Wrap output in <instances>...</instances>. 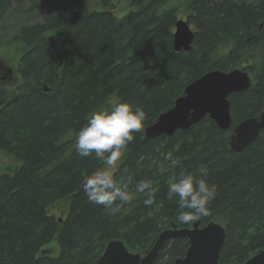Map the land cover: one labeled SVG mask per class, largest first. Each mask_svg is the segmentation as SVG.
<instances>
[{
    "label": "trees",
    "instance_id": "trees-1",
    "mask_svg": "<svg viewBox=\"0 0 264 264\" xmlns=\"http://www.w3.org/2000/svg\"><path fill=\"white\" fill-rule=\"evenodd\" d=\"M24 1L2 0L0 20ZM31 1L36 8L37 0ZM170 1L134 0L136 10L123 17L113 14L108 0L97 12L58 6L12 38L27 51L17 68L22 85L0 89V264H95L112 240L138 253L169 222L192 225L176 222L178 197L168 198V181L202 166L216 188L210 220L228 216L218 263L243 264L264 250V131L243 152L230 148L232 129L264 111V0H185L182 11L164 9ZM181 13L195 32L188 52L173 47ZM241 63L255 84L230 95L229 130L207 116L173 136L143 141L145 128L174 106L189 83ZM113 97L147 113L114 177L132 191L145 178L157 189L154 204L137 195L116 214L88 201L83 178L104 165L94 154L79 156L74 146L88 114ZM169 153L179 160L176 167ZM14 165L15 172L6 170ZM64 199L68 213L57 219L52 209ZM54 239L60 252L49 256L44 246ZM188 247L186 238L168 241L154 264L175 261Z\"/></svg>",
    "mask_w": 264,
    "mask_h": 264
},
{
    "label": "water",
    "instance_id": "water-1",
    "mask_svg": "<svg viewBox=\"0 0 264 264\" xmlns=\"http://www.w3.org/2000/svg\"><path fill=\"white\" fill-rule=\"evenodd\" d=\"M2 0H0L1 2ZM195 32L188 20L178 19L175 23L173 47L175 51H190ZM7 74L13 70L0 63ZM252 86L248 71L233 69L228 72L211 70L189 83L175 101L174 106L162 113L157 121L146 127L144 140L161 135L173 136L179 130H188L207 116L221 130L231 127L230 95L247 91ZM264 131V111L259 117H249L235 126L230 133V148L234 152H243L253 144ZM18 165L8 166V172H15ZM186 238L189 247L184 256L177 258L173 264H219L220 251L226 238V230L221 221L201 220L192 222L190 227L181 228L176 224L163 229L154 239L148 250L141 253L130 252L120 240H112L95 264H154L160 250L168 241ZM243 264H264V250L252 256Z\"/></svg>",
    "mask_w": 264,
    "mask_h": 264
},
{
    "label": "clouds",
    "instance_id": "clouds-1",
    "mask_svg": "<svg viewBox=\"0 0 264 264\" xmlns=\"http://www.w3.org/2000/svg\"><path fill=\"white\" fill-rule=\"evenodd\" d=\"M147 113L142 107L119 97L109 98L90 112L86 123L75 134V150L81 157L93 156L103 168L83 178V190L90 203L103 206L113 214L121 212L137 195H143V203H155L157 189L151 179H141L130 190V183L118 181L110 169L117 166L134 133L142 131ZM171 167L179 164L171 153ZM207 170L202 166L194 172H181L168 181V198L178 197L176 222L188 224L210 215V202L216 197V188L207 180ZM115 205V207H113Z\"/></svg>",
    "mask_w": 264,
    "mask_h": 264
},
{
    "label": "rangeland",
    "instance_id": "rangeland-1",
    "mask_svg": "<svg viewBox=\"0 0 264 264\" xmlns=\"http://www.w3.org/2000/svg\"><path fill=\"white\" fill-rule=\"evenodd\" d=\"M184 1L185 0H171L170 2L165 4L164 9L168 7H181ZM233 1L240 5L243 2L257 3L258 0ZM108 2L109 6L112 7L113 14L117 17H123L130 11L136 10V8L133 6L134 0H108ZM36 3L37 7L34 9H31L33 4L31 0H26L20 4L15 3L12 5L7 14L0 20V63L13 70V75L11 79L0 83V88L6 90L7 92L14 91L18 86L22 85L23 83V78L18 74L17 68L20 59L27 51V48L22 42H11L12 38L22 26L45 21L50 14H53L56 11L58 6L70 9L72 7L84 5L90 12L103 11L105 9L103 6V0H37ZM182 10L183 7H181V11ZM179 19L185 20V14L181 13ZM243 63H245V61H243ZM243 63H241L235 68L243 69L245 66ZM254 84L255 82L252 78V85ZM123 159L124 158L122 157L115 168L110 169L113 173V176L116 173ZM68 207L69 199L61 200L52 209V214H54L57 219L64 218L68 213ZM227 219H223V221H221L222 225L225 227V230L227 229ZM198 220H201L202 224L207 223L209 221H219V219L217 218H213L212 220H210L209 216L202 217ZM172 224L173 222H169V224L166 225L165 228L170 227ZM152 243L153 241L149 245H147L145 249L139 251L138 253H145L148 248L152 245ZM44 252L49 256H57L60 252L57 241L54 239L51 243L44 246ZM173 261L168 262V259H165L163 261V264L173 263Z\"/></svg>",
    "mask_w": 264,
    "mask_h": 264
},
{
    "label": "flooded vegetation",
    "instance_id": "flooded-vegetation-1",
    "mask_svg": "<svg viewBox=\"0 0 264 264\" xmlns=\"http://www.w3.org/2000/svg\"><path fill=\"white\" fill-rule=\"evenodd\" d=\"M12 75L13 73L11 75L7 74L4 67L0 68V83L11 79Z\"/></svg>",
    "mask_w": 264,
    "mask_h": 264
}]
</instances>
